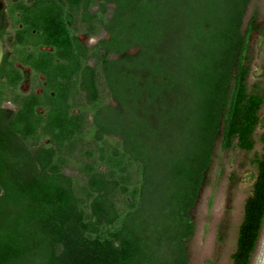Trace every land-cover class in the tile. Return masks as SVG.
Masks as SVG:
<instances>
[{
  "label": "trees",
  "instance_id": "trees-1",
  "mask_svg": "<svg viewBox=\"0 0 264 264\" xmlns=\"http://www.w3.org/2000/svg\"><path fill=\"white\" fill-rule=\"evenodd\" d=\"M66 1L82 29L56 0L17 6L28 26L14 43L35 40L23 60L43 94L17 92L8 54L0 66V104H17L0 106V264H187L215 149L252 151L264 129L263 88L248 82L264 20H245L250 0ZM259 141L231 264H248L264 214Z\"/></svg>",
  "mask_w": 264,
  "mask_h": 264
},
{
  "label": "rangeland",
  "instance_id": "rangeland-1",
  "mask_svg": "<svg viewBox=\"0 0 264 264\" xmlns=\"http://www.w3.org/2000/svg\"><path fill=\"white\" fill-rule=\"evenodd\" d=\"M253 12L258 21L263 22L264 0H250L245 20ZM94 40L91 38L88 42ZM250 54L253 60L248 82L260 81L264 92V77L260 76L261 65H264V36L259 33L251 36ZM259 114L264 118V103ZM262 132L264 129L258 126L252 151L215 149L212 163L190 211L194 229L185 242L187 264H231L244 202L251 192L256 172L252 160L262 147L259 141Z\"/></svg>",
  "mask_w": 264,
  "mask_h": 264
},
{
  "label": "flooded vegetation",
  "instance_id": "flooded-vegetation-1",
  "mask_svg": "<svg viewBox=\"0 0 264 264\" xmlns=\"http://www.w3.org/2000/svg\"><path fill=\"white\" fill-rule=\"evenodd\" d=\"M36 1L37 0H0V39L2 40L3 43L2 60L4 56L8 54L7 55L8 62L5 64L3 72L7 71L8 63L10 61L12 62V65L14 67L18 68L20 79L17 84L16 90L17 92L23 95H29L30 93L33 92L41 95L45 92L47 86V80L45 74L40 71L39 72L35 71L29 63L23 60V58L25 59L26 57V53L27 55H29V52L35 49V47H33L35 40L31 38V39H27L24 42L25 44L24 52H21V45L14 43L17 29L23 30L24 27L27 25V24L25 25L24 22L22 21L21 12L17 9V6L22 4L25 6H30L34 4ZM56 1L59 4L61 3L62 6L64 7V11L66 12V17L67 15H69L66 18L67 25L72 29L74 28L79 30L82 29L84 27L81 22V14L83 8L80 7V9L76 10L75 12L73 8H70L68 6L66 0H56ZM87 10L90 11L91 6H88ZM104 35H105L104 31L100 32L98 35H89V36L85 35L82 32L77 33V37L79 38V40L82 43L86 44L87 46L95 44L97 40ZM91 38H95V40L92 42H88V40ZM16 47L20 49L19 54L17 53L18 49ZM38 49L40 50L45 49L47 51L52 52V48L50 46L38 45ZM37 55H38L37 53L34 54V56ZM54 60L57 61L58 59L55 57ZM87 63L90 64V60H88ZM9 96H7L6 99L1 101L0 106L4 110L11 113L12 111H16L17 104L14 101H12ZM43 110L44 109L42 107H38V111L43 112ZM70 110L73 111L74 109L71 108Z\"/></svg>",
  "mask_w": 264,
  "mask_h": 264
},
{
  "label": "water",
  "instance_id": "water-1",
  "mask_svg": "<svg viewBox=\"0 0 264 264\" xmlns=\"http://www.w3.org/2000/svg\"><path fill=\"white\" fill-rule=\"evenodd\" d=\"M3 56V43L0 39V63ZM248 264H264V214L253 249L250 253Z\"/></svg>",
  "mask_w": 264,
  "mask_h": 264
}]
</instances>
